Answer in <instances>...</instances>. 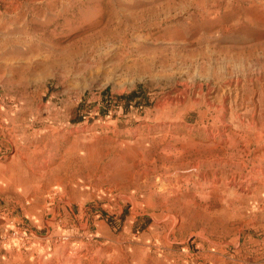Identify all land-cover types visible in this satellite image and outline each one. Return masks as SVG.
<instances>
[{
  "label": "rangeland",
  "instance_id": "obj_1",
  "mask_svg": "<svg viewBox=\"0 0 264 264\" xmlns=\"http://www.w3.org/2000/svg\"><path fill=\"white\" fill-rule=\"evenodd\" d=\"M263 124L264 0H0V264H264Z\"/></svg>",
  "mask_w": 264,
  "mask_h": 264
},
{
  "label": "bare ground",
  "instance_id": "obj_2",
  "mask_svg": "<svg viewBox=\"0 0 264 264\" xmlns=\"http://www.w3.org/2000/svg\"><path fill=\"white\" fill-rule=\"evenodd\" d=\"M88 18V17H87ZM174 32V31H173ZM181 33V32H180ZM171 34V33H170ZM175 35V34H174ZM180 37V36H179ZM88 39H90V38H88ZM210 51V50H209ZM216 52V51H215ZM76 53V52H75ZM220 53V52H219ZM188 56V55H187ZM232 56V55H231ZM71 57V56H70ZM185 57V56H184ZM186 58V57H185ZM238 58V57H237ZM197 59V58H196ZM60 60V59H59ZM62 60V59H61ZM228 60H230V59H228ZM235 60V59H234ZM62 61H64V60H62ZM173 61V60H172ZM53 62V61H52ZM231 62V61H230ZM210 63H211V61H210ZM43 64V63H42ZM52 64V63H51ZM49 65V64H48ZM47 65V66H48ZM54 65V64H53ZM43 66H46V65H43ZM45 68V67H44ZM228 74H230V73H228ZM232 74V73H231ZM226 76V75H225ZM235 79V78H234ZM225 80V79H224ZM231 80V79H230ZM254 80H255V78H254ZM212 81V80H211ZM252 81V80H251ZM185 82V81H184ZM187 82V81H186ZM183 83V82H182ZM223 83V82H222ZM221 83V84H222ZM257 83V82H256ZM189 84V83H188ZM231 84V83H230ZM186 85V84H185ZM184 85V86H185ZM222 85H224V84H222ZM188 86V85H187ZM204 86V85H203ZM208 86H210V85H208ZM216 86V85H215ZM189 87V86H188ZM212 87H214V86H212ZM223 87V86H222ZM255 87V86H254ZM224 88V87H223ZM188 89V88H187ZM198 89V88H197ZM209 89V88H208ZM211 89V88H210ZM240 89V88H239ZM254 89V88H253ZM182 90V89H181ZM186 90V89H185ZM185 90H182V91H185ZM256 90V89H255ZM194 91H195V89H194ZM205 91V90H204ZM213 91V90H212ZM216 91H217V89H216ZM180 92V91H179ZM192 91H190V93H191ZM200 92V91H199ZM224 92V91H223ZM238 93V92H237ZM236 93V94H237ZM259 93V92H258ZM181 95V94H180ZM238 95V94H237ZM255 96V95H254ZM170 97V96H169ZM173 97V96H172ZM171 97V98H172ZM178 97V96H177ZM177 97H176V99H177ZM173 98H175V97H173ZM183 98H185V97H183ZM168 99V98H167ZM181 99V98H180ZM170 100V99H169ZM173 100V99H172ZM183 100V99H182ZM208 100V99H207ZM223 100H225V99H223ZM178 101V100H177ZM181 101V100H180ZM200 101V100H199ZM204 101V100H203ZM226 101V100H225ZM163 102V101H162ZM171 102V101H170ZM169 102V103H170ZM254 102V101H253ZM160 103V102H159ZM167 103V102H166ZM197 103V102H196ZM225 103V102H224ZM176 104V103H175ZM191 105V104H190ZM189 105V106H190ZM197 105V104H196ZM210 105V104H209ZM228 107V106H227ZM194 108V107H193ZM210 110L211 109H209V113H210ZM219 110H221V112H220V115H217V116H214L213 118H212V121H213V124L214 125H216L217 123H218V121H223L222 119H223V117H224V113H223V111H225L226 109H225V107H224V105H223V107L221 106L220 108H219ZM188 111H189V109H188ZM235 113H236V111H235ZM188 114V113H187ZM206 114V113H205ZM240 113H238V115H239ZM252 116H254V115H252ZM186 117H187V115H186ZM239 117V116H238ZM240 117H241V115H240ZM241 120V119H240ZM248 120V119H247ZM199 121V120H198ZM244 121V120H243ZM175 122V121H174ZM169 123V122H168ZM242 123V122H241ZM249 123H251V122H249ZM167 124V123H166ZM222 124H224V123H222ZM253 124V123H252ZM230 125H231V123H230ZM264 125V124H263ZM262 125V126H263ZM213 126V125H212ZM250 126V125H249ZM168 127V126H167ZM221 127V126H220ZM242 127V126H241ZM257 127V126H256ZM219 128V127H218ZM225 128V127H224ZM206 129V128H205ZM220 130V129H219ZM221 131H222V129H221ZM254 133H256V132H254ZM220 134H225L224 133V131L222 132V133H220ZM256 135V134H255ZM260 135V134H259ZM212 136V135H211ZM17 137V136H16ZM214 137V136H213ZM238 137V136H237ZM240 137V136H239ZM254 137V136H253ZM264 137V136H263ZM215 138H217V137H215ZM228 139V138H227ZM240 139V138H239ZM252 139V138H251ZM235 140V139H234ZM244 140V139H243ZM263 140V139H262ZM261 140V141H262ZM251 142V141H250ZM253 142V141H252ZM259 143V142H258ZM248 144V143H247ZM246 145V144H245ZM261 145V144H260ZM242 147V146H241ZM260 151V150H259ZM264 152V151H263ZM250 153V152H249ZM260 154V153H259ZM229 155H231V154H226V156H227V158H231ZM234 155V156H233ZM237 154H232V157H235ZM242 155V154H241ZM255 155H253V157H254ZM251 157V156H250ZM221 158V157H220ZM257 158V157H256ZM263 158V157H262ZM224 159V158H223ZM258 159V158H257ZM227 160V159H226ZM225 161V160H224ZM203 162V161H202ZM201 162V164H203ZM263 162V161H262ZM262 162H260L261 164H262ZM180 163V162H179ZM178 163V164H179ZM184 163V162H183ZM182 164V163H181ZM186 164V163H185ZM227 164H228V162H227ZM234 164H235V162H234ZM238 165L240 164V163H237ZM252 164V163H251ZM190 165V164H189ZM192 166V165H191ZM240 166L242 167V165L240 164ZM261 167V166H260ZM240 168V167H239ZM252 168V167H251ZM193 169V168H192ZM236 169V168H235ZM253 170V169H252ZM259 170H261V169H259ZM165 171H167V170H165ZM164 171V172H165ZM179 172V171H178ZM198 172V171H197ZM257 172V171H256ZM255 172V173H256ZM264 172V171H263ZM236 173V172H235ZM250 173V172H249ZM247 174V176H249L250 177V174ZM251 173H252V171H251ZM254 173V174H255ZM215 174V173H214ZM260 175H262L261 173H259ZM264 174V173H263ZM165 175V174H164ZM198 175V174H197ZM200 175V174H199ZM235 175V174H234ZM256 175H258V174H256ZM255 175V176H256ZM259 176V175H258ZM257 176V177H258ZM260 177H262V176H260ZM201 178V177H200ZM172 179V178H171ZM219 180V179H218ZM229 180V179H228ZM167 181H168V178H167ZM216 181V180H215ZM206 182V181H205ZM234 183V182H233ZM249 180H248V178H246V177H243V178H241L239 181H238V185H239V187H240V190L241 189H245V190H247L248 188V185H249ZM173 184V183H172ZM201 184V183H200ZM251 184H253V183H251ZM199 187V186H198ZM205 188V187H204ZM207 188V187H206ZM238 189V188H237ZM165 192V191H164ZM72 254V253H71Z\"/></svg>",
  "mask_w": 264,
  "mask_h": 264
},
{
  "label": "trees",
  "instance_id": "obj_3",
  "mask_svg": "<svg viewBox=\"0 0 264 264\" xmlns=\"http://www.w3.org/2000/svg\"><path fill=\"white\" fill-rule=\"evenodd\" d=\"M117 99L126 100L127 104H132L133 102L140 104L142 102V99H144V94H143L142 90L140 91V89H139V90H135L134 92H132L129 95H125V96H122V97L117 98ZM79 121H81V119Z\"/></svg>",
  "mask_w": 264,
  "mask_h": 264
},
{
  "label": "built area",
  "instance_id": "obj_4",
  "mask_svg": "<svg viewBox=\"0 0 264 264\" xmlns=\"http://www.w3.org/2000/svg\"><path fill=\"white\" fill-rule=\"evenodd\" d=\"M29 234L27 233V230L25 229H20L19 228V230H17L16 232H14V237H16V236H20L21 238H23V239H27L29 236H28Z\"/></svg>",
  "mask_w": 264,
  "mask_h": 264
},
{
  "label": "crops",
  "instance_id": "obj_5",
  "mask_svg": "<svg viewBox=\"0 0 264 264\" xmlns=\"http://www.w3.org/2000/svg\"><path fill=\"white\" fill-rule=\"evenodd\" d=\"M6 49H8V47H5V48H3V49H2V51H3V52H5V51H6Z\"/></svg>",
  "mask_w": 264,
  "mask_h": 264
}]
</instances>
